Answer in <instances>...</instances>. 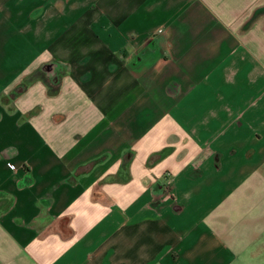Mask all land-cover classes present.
Returning a JSON list of instances; mask_svg holds the SVG:
<instances>
[{
  "label": "crops",
  "instance_id": "crops-1",
  "mask_svg": "<svg viewBox=\"0 0 264 264\" xmlns=\"http://www.w3.org/2000/svg\"><path fill=\"white\" fill-rule=\"evenodd\" d=\"M0 264H264V0H0Z\"/></svg>",
  "mask_w": 264,
  "mask_h": 264
},
{
  "label": "built area",
  "instance_id": "built-area-1",
  "mask_svg": "<svg viewBox=\"0 0 264 264\" xmlns=\"http://www.w3.org/2000/svg\"><path fill=\"white\" fill-rule=\"evenodd\" d=\"M160 30H162V29H160ZM12 166H13V167H16V164H15V163H13V164H12Z\"/></svg>",
  "mask_w": 264,
  "mask_h": 264
}]
</instances>
